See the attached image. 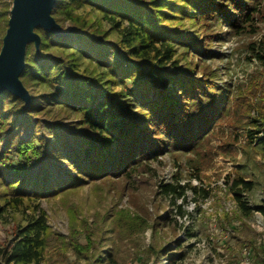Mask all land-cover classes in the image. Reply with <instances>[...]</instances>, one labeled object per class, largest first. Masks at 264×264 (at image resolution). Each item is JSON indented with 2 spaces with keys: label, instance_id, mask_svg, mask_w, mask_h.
Listing matches in <instances>:
<instances>
[{
  "label": "trees",
  "instance_id": "obj_1",
  "mask_svg": "<svg viewBox=\"0 0 264 264\" xmlns=\"http://www.w3.org/2000/svg\"><path fill=\"white\" fill-rule=\"evenodd\" d=\"M11 7L12 0L0 8V49ZM52 15L71 34L57 37L38 28L40 51L28 45L20 76L29 103L8 91L0 94V220L13 221L0 264L43 261L53 235L39 205L43 198L102 182L121 195L126 184L118 188L119 180L154 171L151 162L170 153L177 170L170 181L161 180L160 192L175 203L188 189L196 191L182 182L181 154H195L191 176L200 178L215 155L209 144L218 124L236 128L246 117L244 125L255 129L246 131L248 143L264 132V85L253 91L221 84L217 69L201 57L223 56L212 51L216 41L261 34L264 0H56ZM247 49L264 67V35ZM225 183L242 225L257 211L264 218V205L247 200L252 180L237 173ZM76 219L70 210L69 243L89 264H121L115 244L101 246L113 240L109 233L128 237L150 227L129 208H115L109 229L95 221L94 228L87 223L79 231ZM220 220L235 228L229 212ZM248 242L253 264H264V239ZM174 243L171 249L153 241L149 249L180 264L184 246L179 239Z\"/></svg>",
  "mask_w": 264,
  "mask_h": 264
},
{
  "label": "rangeland",
  "instance_id": "obj_2",
  "mask_svg": "<svg viewBox=\"0 0 264 264\" xmlns=\"http://www.w3.org/2000/svg\"><path fill=\"white\" fill-rule=\"evenodd\" d=\"M10 1L0 0V8H5ZM261 26L264 28V23ZM263 35L264 31L255 36L216 41L212 51L223 56L209 58L203 54L201 57L217 69L221 84L231 83L243 90L253 87L254 91L257 85H264V67L250 57L247 43ZM246 123L245 117L242 125L236 128L226 121L216 126V135L209 144L215 147V155L203 165L199 174L201 179L191 176L195 171L191 168L193 162L190 158L195 154H181L179 162L183 164L184 171L182 182H191L196 191L188 189L186 197L176 199L175 203L160 192L161 180L170 181L177 170L170 153L151 162L154 171L135 174L128 181L119 180L118 188L126 184L124 191L121 189V195L112 185L102 182L97 186L88 184L66 195L41 199L39 205L47 212L53 235L49 238L40 264H89L69 243L72 230L70 210L76 211L75 224L82 231L87 223L94 228L95 221L105 229L111 228L115 208H129L147 218L150 226L144 232L128 237L109 233L113 240L103 241L101 246L115 244L116 256L121 264H170L168 256H158L149 246L155 241L159 246L169 244L173 249L174 240L177 239L181 240L185 250L180 264H253L248 240L253 239L259 244L264 239V218L257 211L251 219L244 220L247 225H242L243 220L234 214L236 204L225 183L229 175L231 178L237 173L244 175L246 180H252L255 184L247 194L249 204L264 205V147L261 144L264 132L254 134L255 140L248 143L246 131L250 129L255 132V129L246 127ZM208 147L205 146L204 151ZM202 188L210 192L208 198L204 197ZM179 205L182 212H179ZM226 212L232 215L235 228L221 225L220 219H224ZM153 224H156V231L152 229ZM12 231L13 221L0 220V246L7 242ZM189 232L193 235H188ZM79 239L86 243L84 235Z\"/></svg>",
  "mask_w": 264,
  "mask_h": 264
},
{
  "label": "water",
  "instance_id": "obj_3",
  "mask_svg": "<svg viewBox=\"0 0 264 264\" xmlns=\"http://www.w3.org/2000/svg\"><path fill=\"white\" fill-rule=\"evenodd\" d=\"M55 4L56 0H12L0 49V94L8 91L29 103L30 93L20 76L26 66L28 45L33 43L36 51H40L38 28L57 37L71 34L52 15Z\"/></svg>",
  "mask_w": 264,
  "mask_h": 264
},
{
  "label": "built area",
  "instance_id": "obj_4",
  "mask_svg": "<svg viewBox=\"0 0 264 264\" xmlns=\"http://www.w3.org/2000/svg\"><path fill=\"white\" fill-rule=\"evenodd\" d=\"M242 264H245V263H242Z\"/></svg>",
  "mask_w": 264,
  "mask_h": 264
}]
</instances>
